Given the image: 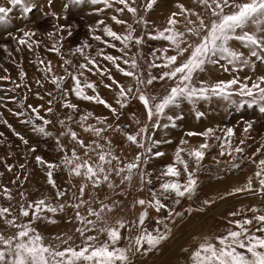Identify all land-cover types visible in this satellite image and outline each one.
I'll list each match as a JSON object with an SVG mask.
<instances>
[{
	"label": "rangeland",
	"instance_id": "obj_1",
	"mask_svg": "<svg viewBox=\"0 0 264 264\" xmlns=\"http://www.w3.org/2000/svg\"><path fill=\"white\" fill-rule=\"evenodd\" d=\"M25 2L32 8L30 12L24 13L20 6H15L8 14L7 20L0 21V77H7L0 78V207L10 209L9 214L0 217V234L13 235L18 229L6 221L14 219L17 225L27 223L29 218L20 215V206H27L43 198L54 207L59 204L65 205L63 211L45 213L47 217L55 220V223H50L43 217L32 222V227L43 236L44 242L53 248L79 247L84 237L77 229L84 227L89 229L86 235L96 236V243L101 244L107 237L98 230L102 227H117L118 222H123L125 227L121 229L123 238L119 246L130 248L129 264H189V253L185 249H194L197 246V240L203 241L204 238L214 240L216 236L224 235L227 229H235L236 226L229 224V221L251 219L254 213L249 209L253 207L264 211V195L255 190L228 195L230 188L225 187L222 191L228 190L227 195L222 198L206 196V187L210 182L225 181L237 171L243 173L251 164L255 165V159H260L258 153L250 152L252 148L259 145L260 141L264 143V112L259 110L260 105L249 107L245 104L239 107L238 103L233 104L217 97L208 100L200 99L195 104L182 100L179 107L166 110V115L161 118L160 127L153 128L156 118L149 121L146 109L133 96L138 95L136 90L139 87L140 91L149 97H162L173 82L157 79L151 85L146 83L137 85L132 77H125L111 62L103 58V55H113L128 59L127 65L123 63V59L118 63L125 70L135 72L144 81H147L150 76H159L164 69L150 67L153 62L160 63L153 56V52L164 47L167 42L153 40L147 33L154 34L157 29L163 30L167 26L170 14L177 11V3H184L186 7L195 8L194 0H157L153 8L148 11H145L147 0H129V3L137 8L135 16L127 10L123 13L117 12L116 9L123 5L117 4L115 0H109L112 7H107L102 0L98 4H93L91 0H25ZM0 6L11 7L10 0H0ZM196 10L200 11L199 8ZM112 16L125 20L126 24H116ZM141 16L149 22L147 26L139 22ZM100 21L104 23L101 24ZM128 24L135 29L132 33L133 37H142L143 43L130 42L125 49L127 53L125 55L119 51L123 44L106 37L103 28L108 26L118 34H126ZM179 27L183 30L182 24ZM24 32L33 33L30 38L25 37L29 43L33 44L32 48L19 43ZM97 35L115 43L117 47L111 48L102 41L95 40L94 36ZM86 44L89 46L85 47ZM232 46L244 52L245 56L248 55V50L239 42H232ZM53 47L58 48L59 52L51 51ZM81 47L84 48L83 54L76 51ZM98 52L103 54L97 55ZM169 54L174 53L170 51ZM85 56L95 58L101 69L110 70L111 75L120 85L132 87L128 105L120 110L122 114L118 118L102 105L80 100L71 92L65 94V89L70 88L73 83L70 78H66L59 89L52 83L53 76L67 77L65 69L77 73L79 65L87 63ZM132 59L137 62L135 69L131 68ZM65 61L71 63L66 64ZM49 62L52 72L45 70ZM221 63L225 62L221 61ZM229 67L230 71L224 72L219 65H207L205 71L199 73L195 79L197 82L203 80L212 83L221 79H231L233 76H238L241 80L245 78L255 80L258 76L264 75V62L259 60H254V63L248 66H237L234 70H231L232 66ZM81 71H84L87 79L97 84V91L104 99L113 106H117L113 90L115 85L113 89L104 86L110 83L107 75L95 74V67L93 72H88L87 69ZM21 73L24 75L22 76ZM87 91L88 94H93L91 90ZM233 99L237 102L240 100L238 96H234ZM67 102L77 104L78 109L64 107ZM29 105L38 109L39 116L50 123L45 124L44 120L39 119ZM49 107L52 108L51 112L47 111ZM88 112H91L92 116L87 121H81L80 116ZM197 112L203 115L198 118ZM209 115L223 117V125L231 124L234 133H241L238 147L243 149L242 152H236V156H231L230 151L220 145L223 146L224 151L221 155L222 147L214 149L218 138L214 133V124L206 122L208 127L205 128L198 125L200 120L207 121ZM97 117L107 119L101 123ZM168 117H172V120L169 121ZM186 117L195 118L194 121L197 122L195 128L199 130L194 131L195 133H203L208 129H212L213 133L208 137L188 136L189 130H184V125L180 124V121ZM260 122L262 127L257 125ZM249 123L251 127L245 132ZM82 124L84 127H81ZM164 124L168 127H163ZM88 125L103 128L104 131L97 136L92 131L84 130ZM145 125H147V132L138 137L144 144L143 148L126 139L125 134L135 135ZM40 127L49 134L40 132ZM69 130L75 131L78 139L85 142L83 148L71 138L68 134ZM171 130L181 134L182 140L187 141L186 146L190 144L189 138H195L200 142L190 147H198L202 143H207L209 147L205 149L204 158L199 166L186 153L183 154L184 158L189 163L192 161L193 164L190 170L193 171L197 180L195 192L191 196L185 195L179 198V203L174 202L176 199L174 196H169L163 200L167 207L157 212L147 201L152 199L153 192H159L162 181L158 177L165 166L173 162L167 159V151L164 149L176 141L177 137L171 133ZM154 141L159 143H153ZM97 145H103V151H110L112 157L118 158L108 157L112 159V164L106 165V168L125 167L127 163L134 160L136 155L143 154L139 168L132 171L131 179H125L128 175L127 170L119 175L114 171L109 172V180H101L99 184H93L84 177L69 174L62 161L65 156L71 155V149L75 148L77 154L81 156L87 153L85 158L95 161L98 160V153L101 151ZM149 147L152 148L151 153L146 151ZM213 150L216 151L214 153H219L220 161H214V154L210 156ZM156 151L164 153L166 157L165 155L155 156ZM37 156L45 162L58 165L52 170L56 187L48 182L47 163L38 162ZM226 157L228 158L225 160ZM262 159H264V150ZM205 160L214 161L217 166H206ZM255 169L256 167L253 168ZM181 177L184 175L182 174ZM81 185H86L83 194L78 191ZM257 187L258 185L254 189ZM5 188L8 189L11 199L5 194ZM58 191L64 192L65 195L57 196ZM139 200H145L146 203L140 205ZM77 204L80 205L78 209L74 207ZM89 207L100 213L99 219L88 213ZM77 211L85 219L94 221V225L86 226L77 219ZM145 211L148 215L144 224L140 225L139 217ZM170 212L171 215H169ZM232 212L241 214L233 217L229 215ZM158 219L163 223L157 224ZM259 226L253 221L248 227L250 231H255ZM157 228L161 233L166 232L167 238L151 250H147L148 246L145 244L138 251L135 237L145 230L155 234Z\"/></svg>",
	"mask_w": 264,
	"mask_h": 264
},
{
	"label": "snow or ice",
	"instance_id": "obj_2",
	"mask_svg": "<svg viewBox=\"0 0 264 264\" xmlns=\"http://www.w3.org/2000/svg\"><path fill=\"white\" fill-rule=\"evenodd\" d=\"M93 4H98L101 0H91ZM107 7H112L109 0H102ZM119 5L123 7L117 8V12L123 13L127 10L134 16L137 13V8L133 7L129 0H115ZM195 8L186 7L184 3H177V11H173L167 19V26L163 30L157 29L155 33H147V35L153 40L165 41L167 44L156 49L153 52V56L160 63L153 62L150 67L162 68L159 76H150L147 81L140 79L135 72L131 70H125L121 67L120 61L123 59L121 56L103 55L104 60L111 62L116 70L123 74L125 77H132L137 85L148 84L151 85L153 81L159 79L161 81L167 79L172 81L173 84L167 93L162 97L152 96L149 97L145 93L141 92L137 87L138 95L133 96L134 99H138L146 109V115L149 121L154 117L156 118L153 128L161 126V118L166 115V110L171 107H179L182 100L195 104L197 100H208L212 97H217L229 101L230 103H238L239 107H243L247 104L249 107L252 105H260L259 110L264 112V75L258 76L255 80L251 78H245L241 80L238 76H233L227 80H217L209 83L206 81H196V76L199 73L205 71L207 65H219L224 72L234 70L237 66H248L254 63V60L264 62V0H194ZM157 3V0H147L145 5V11L151 10ZM11 7L0 6V21H6L8 14L12 12L15 6H20L24 13H28L32 8L26 4L25 0H10ZM199 8L200 11L196 9ZM206 14V15H205ZM112 20L116 24L124 25L125 20L119 19L116 16H112ZM139 22L145 26L148 25V21L144 17L139 18ZM103 24V21H100ZM183 25V30L180 29V25ZM249 26H252L249 28ZM135 31L131 24L127 25L126 34H118L111 27L105 26L103 33L106 37H110L112 41H119L123 44V47L119 51L127 55L125 49L128 48L129 43L134 41L136 44H142V37H133L132 33ZM33 33L24 32L23 36L19 39L21 45H27L28 48H32L33 44L29 43L25 37L30 38ZM52 35L51 33L49 34ZM95 40L102 41L108 47L116 48L115 43L109 42V40L97 35L94 36ZM232 42H239L243 48L248 50V55L240 51L238 48L232 46ZM33 43H38L33 41ZM89 45H85L88 47ZM54 52H59V49L53 47L50 49ZM77 52L83 54L84 48H77ZM174 54H169V52ZM102 52H98L97 55H102ZM254 58V59H253ZM87 63L79 65L77 73L69 72L65 69L67 77L65 76H53L52 83L56 88H61L63 81L66 78H70L73 82L71 87L65 89L67 92L73 93L77 98L84 101H91L98 105H102L110 111V113L117 118L122 113L121 109L128 105L129 95L132 93L131 86L120 85L118 81L111 75L110 70L101 69L95 58H89L85 56ZM224 61L225 63H221ZM44 63V61H40ZM66 64H70V61H65ZM124 64H129L128 59H123ZM95 67V74L107 75L110 83L104 86L109 89H113L115 85V105L109 103L104 99L97 91V84L94 81H90L85 77L83 69H87L88 72H93ZM131 68H137V62L135 59L131 60ZM45 70L52 72V66L50 62L46 65ZM23 76L24 74L21 73ZM82 77H85L83 80ZM6 79L7 77H0ZM87 90H91L93 94H88ZM234 96L240 98L239 102L233 99ZM51 104V101H49ZM64 107L70 109H78V105L67 102ZM32 108V111L37 114L39 119L44 120L39 116V110ZM48 112L52 111V108L47 109ZM19 114V113H18ZM197 117L203 115L201 112L196 113ZM92 116L91 112L81 115V121H87ZM70 119V117H69ZM98 120L103 123L107 118L97 117ZM169 121L172 117H168ZM44 123H50V121L44 120ZM63 123V121H61ZM138 123V121H137ZM174 126V125H173ZM81 127H84L82 124ZM111 127V125H109ZM163 127H168L164 124ZM251 124H247L245 132ZM85 131H92L97 136H100L104 131L103 128H94L88 125L84 128ZM39 131L48 135L43 127L39 128ZM147 132V125L142 127L135 135L125 134L126 139L132 144H136L138 147L143 148L144 144L138 139L143 133ZM226 135L231 137L234 135L232 128L225 130ZM213 133L212 129H208L203 133L189 132L188 136L202 135L205 137L210 136ZM71 138L76 141L81 148L84 147L85 142L79 140L75 131L69 130L68 133ZM153 143H159L154 141ZM229 144L230 141H225ZM243 143V141H241ZM187 144V141L181 140V145ZM101 151L98 153V160L92 161L89 158H85L88 154L83 156L78 155L75 148L71 149V155L63 158V165L68 169L69 174L84 177L93 184H99L101 180H109V172L114 171L117 175L127 170L128 175L125 179H131V174L134 169L139 168V162L143 154L135 156L132 162L127 163L125 167H107L106 165L112 164V159H118L112 157L111 152L103 151V145H97ZM209 145L202 143L198 147H179L174 154V160L165 166L161 171L160 177L161 183L159 185V192L152 193V199L147 201L149 205L155 208L157 212L167 207L163 203L164 199L169 196H174L175 203H179V198L185 195L191 196L197 187V180L193 171L189 169V162L184 158L183 154H187L197 166L204 158L205 149ZM148 153L152 152V148L146 149ZM235 152H242L243 149L236 147ZM260 151V149H257ZM221 155L224 154L223 146ZM155 156H163L164 153L156 151ZM112 157V159H108ZM145 159H147L145 157ZM36 160L40 163H47L48 166V182L53 187H56V182L53 179V169L58 165L43 161L39 156ZM256 164V170L253 176L247 179L244 187L235 188L233 192H252L258 191L261 195H264V159H259ZM23 167V166H21ZM184 175L185 179L181 180L180 177ZM143 176V174H141ZM254 180L258 187L253 188ZM149 183L151 181L149 180ZM86 185H81L78 189L80 194L84 193ZM4 192L11 199L8 189L5 188ZM231 193H229L230 195ZM57 196L65 195L64 192L58 191ZM83 203V201H82ZM140 205L146 203L145 200H139ZM209 203V201H205ZM79 204L75 205V208H79ZM65 205L59 204L58 206H52L46 202V199H39L29 203L27 206H20V215L28 217L29 220L24 224H15L14 219H8L6 222L13 225L18 230L10 236L0 234V264H129L128 252L130 248L119 246L122 237L121 229L125 227L123 222H118L117 227H102L98 231L102 234H106V240L97 244V237L93 235H86L89 231L87 227L77 229L82 237H84L82 244L79 247L65 246L62 249L59 247L53 248L44 242L43 236L32 227L33 220H39L42 217L48 219L50 223H55L50 217H47L45 213H56L58 210L63 211ZM90 215L100 218V213L89 207L87 209ZM254 215L251 219L244 218L243 220H230L229 224H234L235 229L229 228L224 235H219L214 238H204L203 241L197 240V246L194 249H185L189 253V264H264V211L255 207L249 209ZM10 209L8 207H0V217H5L9 214ZM172 213L170 212L169 215ZM240 212H232L229 215L236 217ZM148 213L142 212L139 217V224L143 225ZM176 215H180L176 213ZM76 218L80 219L86 226L94 225V221L87 220L80 215V212H76ZM257 222L259 227L255 231H250L249 225ZM157 224L163 223L162 220H157ZM165 229L167 225L165 224ZM260 233V234H257ZM167 238V233H161L159 228L155 229V234L147 232L146 230L135 237V245L137 250L143 248L147 244V250L155 248L161 241ZM66 244V241L64 242Z\"/></svg>",
	"mask_w": 264,
	"mask_h": 264
},
{
	"label": "bare ground",
	"instance_id": "obj_3",
	"mask_svg": "<svg viewBox=\"0 0 264 264\" xmlns=\"http://www.w3.org/2000/svg\"><path fill=\"white\" fill-rule=\"evenodd\" d=\"M59 8V7H58ZM215 75V74H214ZM216 107V106H215ZM211 113V112H210ZM219 113V112H218ZM208 116V115H207ZM222 118L223 117H221V116H218V115H209V118H208V120L207 121H203V120H200L199 122H198V125L201 127V128H205L206 126L208 127V124H205L206 122H211V123H213L214 124V127H215V129H214V133L216 134V137H218L217 138V141H216V143H215V145L217 144V146L216 147H214V149H218V148H221L222 146H220V145H223V146H225V148L226 149H228L229 151H230V155L231 156H236V152L234 151V149H235V147H238V145H239V142H240V134L241 133H234V135L232 136V137H227V135H226V132H225V130L226 129H228V128H232L231 126V124H229V125H223V123L224 122H222ZM195 120V118H190V117H186L185 119H183L182 121H180V124L181 125H184V130L186 129V130H189L188 131V133L189 132H194V131H199V130H196V125H197V122H195L194 121ZM226 122V121H225ZM221 124L223 125V126H221ZM261 124V125H260ZM260 124H257L258 125V127L259 126H261L262 127V122H260ZM216 125H217V127H216ZM219 126H221V127H219ZM211 128V127H210ZM212 128H213V126H212ZM172 132L171 133H173V135H175V137H177L176 138V141H175V143L174 144H172V145H168L167 147H164V149L167 151V159L168 160H174V154H175V152H176V150H177V148H179V147H186V148H189L190 146H195V144L197 145L200 141L198 140V139H195V138H189V145H181V140L183 139L182 137H181V134L179 133V132H177V131H175V130H171ZM261 136H262V134H261ZM255 139H256V137H255ZM230 141V146H229V144H226L225 143V141ZM214 141V140H213ZM213 143V142H212ZM260 145V146H259ZM259 145L257 146H255L254 148H252L251 149V153L253 152V153H258V155L260 156V159H262L263 158V150H264V143L262 142V141H260L259 142ZM263 146V147H262ZM257 149H260V151H257ZM214 152H216L215 150H213L211 153H210V156H212V154H214V156H215V158H214V161L216 162L217 160L218 161H220V155H219V153H214ZM165 155V154H164ZM163 155V156H164ZM166 155H165V157H166ZM229 155V156H230ZM164 157V158H165ZM228 157H226V158H224L225 160L227 159ZM223 159V160H224ZM187 160V159H186ZM258 160L259 159H255V161L256 162H258ZM206 162H205V164H206V166L208 165V166H211V165H215L214 167H216L217 166V163H215L214 161L212 162L211 160H209V161H207V160H205ZM208 162H210L209 164H207ZM202 163H204V162H202ZM255 164V163H254ZM193 166V164H192V161H191V163H189V169H190V167H192ZM254 167H256V164L255 165H253V164H251L250 165V167L245 171V172H243V173H238V172H240V171H237L235 174H233L232 176H230V177H227L228 179H225V181H222V180H216V181H212V182H210L209 184H208V186L206 187V196H208V197H210V198H217V199H219V198H222V197H224V196H226L227 195V191L228 190H226V191H222V189L224 190V188L226 187L227 189L228 188H230L229 189V191H228V195H229V193H234L233 192V189H235V188H240V187H244L245 186V184H246V182H247V179L249 178V177H251V176H253V174H254V172H255V170H253V168ZM247 176V177H246ZM211 181V180H210ZM255 183V182H254ZM256 183L255 184H253V188H255L256 187ZM203 188V187H202ZM222 191V194L221 195H219L220 194V192ZM225 192H226V194H225ZM225 194V195H224ZM264 199V198H263Z\"/></svg>",
	"mask_w": 264,
	"mask_h": 264
},
{
	"label": "crops",
	"instance_id": "obj_4",
	"mask_svg": "<svg viewBox=\"0 0 264 264\" xmlns=\"http://www.w3.org/2000/svg\"><path fill=\"white\" fill-rule=\"evenodd\" d=\"M180 179H181V180H184V179H185V177H181Z\"/></svg>",
	"mask_w": 264,
	"mask_h": 264
}]
</instances>
